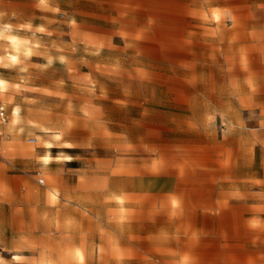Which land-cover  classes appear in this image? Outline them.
I'll list each match as a JSON object with an SVG mask.
<instances>
[{
  "label": "rangeland",
  "instance_id": "374dc122",
  "mask_svg": "<svg viewBox=\"0 0 264 264\" xmlns=\"http://www.w3.org/2000/svg\"><path fill=\"white\" fill-rule=\"evenodd\" d=\"M0 106V264H264V0H0Z\"/></svg>",
  "mask_w": 264,
  "mask_h": 264
},
{
  "label": "bare ground",
  "instance_id": "6f19581e",
  "mask_svg": "<svg viewBox=\"0 0 264 264\" xmlns=\"http://www.w3.org/2000/svg\"><path fill=\"white\" fill-rule=\"evenodd\" d=\"M11 41L12 42H17V39L15 38V37H11ZM45 160H47V157H45L44 158ZM42 192V191H41ZM89 209V208H88ZM54 218V217H53ZM81 248V247H80ZM75 250V249H74ZM83 250V249H82ZM84 252V251H83ZM53 255H54V253H53ZM45 256V255H44ZM43 256V257H44ZM42 257V256H41ZM82 257H83V255H82ZM77 259V258H76ZM84 259V258H83ZM42 260V259H41ZM78 260V259H77ZM77 260H76V262H77ZM84 262H86V261H84ZM45 264V263H44ZM81 264V263H80ZM83 264H85V263H83Z\"/></svg>",
  "mask_w": 264,
  "mask_h": 264
},
{
  "label": "built area",
  "instance_id": "2783aa9c",
  "mask_svg": "<svg viewBox=\"0 0 264 264\" xmlns=\"http://www.w3.org/2000/svg\"><path fill=\"white\" fill-rule=\"evenodd\" d=\"M0 118H4V107L3 106H0ZM40 181L42 182L43 180L40 179Z\"/></svg>",
  "mask_w": 264,
  "mask_h": 264
}]
</instances>
